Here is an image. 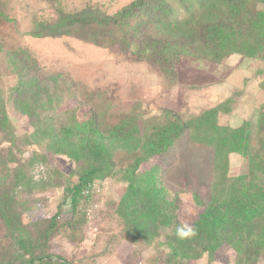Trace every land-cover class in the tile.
<instances>
[{"label":"rangeland","instance_id":"1","mask_svg":"<svg viewBox=\"0 0 264 264\" xmlns=\"http://www.w3.org/2000/svg\"><path fill=\"white\" fill-rule=\"evenodd\" d=\"M131 1L0 0V263L32 264L42 257L47 264H264L263 211L230 214L220 241L238 221L249 220L250 233L208 251L199 242L186 249L173 224L138 214L131 204L139 195L135 187L148 198L156 190L176 205L181 225L193 226L207 203L227 201L234 187L264 192V42L252 54L234 53L220 63L182 56L163 71L133 60L119 45L32 34L35 23L61 12L92 7L112 15ZM170 1L183 13L178 0ZM256 7L264 10V3ZM20 50L35 59L41 75L15 65L20 56L12 52ZM30 81L42 93L33 94ZM23 87L42 98L22 106L16 95L22 96ZM99 104L105 130L135 119L141 132L143 122L161 117L164 108L191 123L213 111L216 125L205 140L187 128L135 170V161L154 144L142 136L104 138L109 172L101 173L89 193L77 195L79 173L89 164L79 157L81 134L67 135L64 127L73 110L83 122ZM235 128L251 132L252 159L243 154V137L230 135ZM225 141L230 147L218 154Z\"/></svg>","mask_w":264,"mask_h":264},{"label":"trees","instance_id":"2","mask_svg":"<svg viewBox=\"0 0 264 264\" xmlns=\"http://www.w3.org/2000/svg\"><path fill=\"white\" fill-rule=\"evenodd\" d=\"M259 2L264 3V0H178L183 9V13L178 14L170 0H133L112 15L92 7L75 12H61L57 19L35 23L32 34L38 37L71 36L99 46L119 45L133 60L145 61L158 69L170 71L182 56L192 55L220 63L234 53L252 54L264 42V10L256 7ZM2 14L0 10V15ZM13 55L16 58L17 55L20 56V60L14 59L13 62L21 71L33 69L35 74L38 72L37 75H41V69L35 65V59L29 57L25 51H13ZM63 79L67 80L66 76ZM30 82L36 92L33 94L42 93V89ZM72 93L75 96V92ZM21 95L17 94L16 100L27 108L42 98L33 96L31 91L25 93V87ZM100 96L104 99L103 93ZM45 98L48 104H52L50 95ZM102 104L91 110L89 118L83 122L77 120L76 111L73 110L64 127L67 135L81 134L83 145L79 147V157L87 160L89 164L85 171L79 173V181L74 188L77 195L84 190H91L95 180L101 173L106 172L108 158L104 156V138L133 141L142 136L154 144L150 153L135 161V170L140 160H147L149 156L159 153L187 128L196 129L197 138L205 140L211 137V130L216 125L213 111L203 113L191 123L183 121L179 114L171 109L164 108L161 117L148 118L143 122L141 132L135 119L105 130L102 123ZM242 130L235 128L230 135L243 137V154L252 159V134L249 131L243 134ZM225 142L217 148L218 154L222 153L220 150L224 145L230 147V144ZM153 182H150L148 188H151ZM132 187L135 186L130 183V188ZM135 191L139 195L131 204L136 213L171 223L176 232L177 227L181 225L175 216L176 205L167 201L161 192L155 194L156 190L153 191L154 194L151 193V198L146 197L145 189L135 187ZM141 198L144 202L137 204L136 200ZM247 210L264 212V192L247 193L239 186L234 187L227 201L221 203L212 200L205 205L204 211L192 226L196 232L195 236L177 238L180 243L187 244L186 249L190 243L199 242V246H204L203 250L213 251L220 243L232 241L237 236H242L246 230L247 234L250 233L249 220L238 221L228 239L221 237L220 241L219 237L229 225L230 214L236 212L240 216ZM132 218L135 219L136 214ZM54 226L55 223L51 225V231ZM188 251L184 253L188 254ZM48 260L34 257L32 264H47Z\"/></svg>","mask_w":264,"mask_h":264},{"label":"clouds","instance_id":"3","mask_svg":"<svg viewBox=\"0 0 264 264\" xmlns=\"http://www.w3.org/2000/svg\"><path fill=\"white\" fill-rule=\"evenodd\" d=\"M176 235L180 239L190 238L196 235V232L192 226L180 225L176 229Z\"/></svg>","mask_w":264,"mask_h":264},{"label":"built area","instance_id":"4","mask_svg":"<svg viewBox=\"0 0 264 264\" xmlns=\"http://www.w3.org/2000/svg\"><path fill=\"white\" fill-rule=\"evenodd\" d=\"M87 193H89V191L88 190H85Z\"/></svg>","mask_w":264,"mask_h":264}]
</instances>
